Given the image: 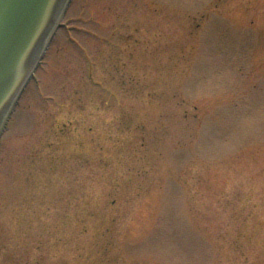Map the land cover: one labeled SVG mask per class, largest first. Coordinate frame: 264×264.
Masks as SVG:
<instances>
[{"label": "rangeland", "instance_id": "1", "mask_svg": "<svg viewBox=\"0 0 264 264\" xmlns=\"http://www.w3.org/2000/svg\"><path fill=\"white\" fill-rule=\"evenodd\" d=\"M0 264H264V0H70L0 133Z\"/></svg>", "mask_w": 264, "mask_h": 264}, {"label": "water", "instance_id": "2", "mask_svg": "<svg viewBox=\"0 0 264 264\" xmlns=\"http://www.w3.org/2000/svg\"><path fill=\"white\" fill-rule=\"evenodd\" d=\"M69 1L0 0V133L50 50Z\"/></svg>", "mask_w": 264, "mask_h": 264}]
</instances>
